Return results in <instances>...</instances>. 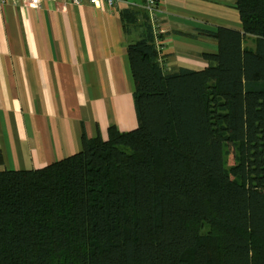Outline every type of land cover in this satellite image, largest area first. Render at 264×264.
Here are the masks:
<instances>
[{"label": "trees", "instance_id": "trees-1", "mask_svg": "<svg viewBox=\"0 0 264 264\" xmlns=\"http://www.w3.org/2000/svg\"><path fill=\"white\" fill-rule=\"evenodd\" d=\"M236 7L202 69L169 67L148 10L122 9L138 126L0 169V264H264V0Z\"/></svg>", "mask_w": 264, "mask_h": 264}, {"label": "crops", "instance_id": "crops-1", "mask_svg": "<svg viewBox=\"0 0 264 264\" xmlns=\"http://www.w3.org/2000/svg\"><path fill=\"white\" fill-rule=\"evenodd\" d=\"M145 7L122 0L100 8L87 0L0 1V169H31L67 157L111 125L138 126L135 82L121 11ZM152 20L167 65L202 69L217 40L204 33L242 28L236 0H158ZM146 8V7H145ZM243 45L254 48L253 38Z\"/></svg>", "mask_w": 264, "mask_h": 264}, {"label": "built area", "instance_id": "built-area-1", "mask_svg": "<svg viewBox=\"0 0 264 264\" xmlns=\"http://www.w3.org/2000/svg\"><path fill=\"white\" fill-rule=\"evenodd\" d=\"M2 3H12L16 4L19 0H0ZM26 6L29 7H37L40 6L42 0H22ZM91 5L96 8H100L103 3H106L109 7L114 8L117 6L122 0H87ZM69 3L80 5L84 2V0H68ZM158 0H145V7L148 10L151 20H156L157 11H158Z\"/></svg>", "mask_w": 264, "mask_h": 264}, {"label": "rangeland", "instance_id": "rangeland-1", "mask_svg": "<svg viewBox=\"0 0 264 264\" xmlns=\"http://www.w3.org/2000/svg\"><path fill=\"white\" fill-rule=\"evenodd\" d=\"M237 146L236 143L232 140L227 142L226 146V162H227V167L230 168L232 165H234L237 161ZM89 201H94L96 200L92 195H89L88 197ZM98 200H102L103 197L102 195H98ZM103 237V234H92L91 238L97 239Z\"/></svg>", "mask_w": 264, "mask_h": 264}]
</instances>
